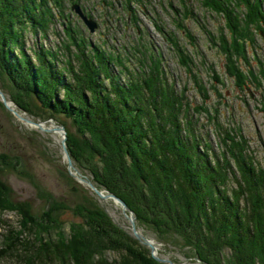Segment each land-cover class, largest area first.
<instances>
[{
	"label": "trees",
	"instance_id": "16d2710c",
	"mask_svg": "<svg viewBox=\"0 0 264 264\" xmlns=\"http://www.w3.org/2000/svg\"><path fill=\"white\" fill-rule=\"evenodd\" d=\"M52 1L60 3L0 0V87L9 94L22 91V99L11 94L22 110L44 118L65 116L76 166L99 189L123 198L139 226L148 227L160 242L191 250L203 264H264V168L244 135L223 126L219 109L209 106L203 81L187 68L191 79L179 80V89L160 58L149 60L148 71L133 69L99 45L87 48L69 23L66 35L75 52L70 42L66 53L44 45L38 36L47 37L57 18ZM211 1L230 32L219 37L226 73L238 87L249 79L260 85L264 63L259 61L260 74L252 65L247 70L240 65L251 63L248 51L256 31L264 32L260 0L243 3L244 18L236 2ZM27 33L36 36L31 44ZM213 76L224 83L216 70ZM188 83L203 96L201 103L190 99ZM212 88L221 96L216 85ZM22 95L35 96L41 105L36 100L25 105ZM205 119L216 133V148L211 132L204 134L199 125ZM4 201L12 203L6 195ZM13 203L22 210L19 201ZM92 203H75L72 209L54 202L50 215L24 209L20 228L2 217L7 207L1 205L0 227L6 232L0 256L15 257L20 264H163L111 221L97 224L98 241L88 233L79 237L84 227L79 222L93 219L94 210L104 211ZM67 210L72 221L57 214ZM66 221L70 235L64 232ZM42 222L50 225L43 228Z\"/></svg>",
	"mask_w": 264,
	"mask_h": 264
},
{
	"label": "rangeland",
	"instance_id": "374dc122",
	"mask_svg": "<svg viewBox=\"0 0 264 264\" xmlns=\"http://www.w3.org/2000/svg\"><path fill=\"white\" fill-rule=\"evenodd\" d=\"M231 1L238 4L239 9L236 8V11L242 12L244 18L242 8L245 10L243 3L246 5V0ZM52 2L51 7L57 18L54 19L47 37L43 39V34L38 36L44 45L48 46L50 43L54 48L59 46L61 52L66 53L63 49L65 44L70 42L71 49L74 50V43L71 44L72 40L66 35L65 25L69 23L77 32V36L86 41L87 48L91 50L93 46L99 45L113 52L118 60L129 64L133 69L148 71L149 60L160 58L169 77L177 80L179 89L183 84L178 83L179 80L188 82L191 79V72L187 69L191 68L192 73H196L209 89V106L219 109V119L223 126L244 135L256 161L264 168V81L261 79L259 85L249 79L246 85L238 87L232 76L226 73L227 60L219 37L225 33L228 36L230 32L225 26L227 23L225 17L211 7V0H60V3L55 2L56 4ZM260 3L264 11V0H260ZM77 5L81 12L76 10ZM86 20L87 23L95 22L94 31H91ZM31 34L27 33L26 39L29 44L33 43L36 37ZM256 34L255 45L250 46L248 51L251 63L246 64L242 61L240 65L245 70L250 69L252 65L254 71L260 74L259 61L264 63V32L256 31ZM213 70L219 73L224 83L221 84L213 76ZM188 84L190 89L187 94L189 97L193 96L190 99L194 104L196 101L201 103L203 96L191 83ZM213 84L221 92V96L212 88ZM1 89L9 104L20 114L18 117L8 108L0 95V206L5 205V195L12 201L5 205L7 208L3 212L0 209L6 221L20 228L25 219L22 214L24 209L31 210V215L34 216L42 212L50 215L54 209L52 208L54 202L61 204L62 207L69 206L75 209V203L81 205L91 200L95 208L97 204V207L100 206L99 209L104 210V215H101L103 212L94 210L93 219L89 217L85 222H79L78 225L82 223L84 226L79 229V237H86L88 233L98 241L97 226L102 222L103 227L105 220L111 221L116 223L115 226L120 232L131 234L143 246L148 247L152 255L151 247L138 238L133 230L129 217L134 216L137 232L157 246L158 257L170 259L174 264H203L191 250L170 241V244L160 242L148 227L139 226L135 211L128 204L130 210L124 211L120 202L114 198H103L83 180H89L96 186L74 163L68 149V134L66 141L63 142V135L56 129L57 126L64 125L62 119H65V116L44 118L42 113L36 112L40 116L31 114L16 104L12 93ZM21 92L16 89V94L13 92L12 95L22 99ZM23 97L22 102L25 105L32 104L33 100L41 105L33 95L31 98ZM45 111L48 112L46 109ZM21 116L30 118L33 122L47 124L45 128H39ZM206 121L207 119L202 120L199 124L204 127L202 130L204 134L212 128L208 124L210 121ZM210 132L209 137L216 148L219 146L216 133L213 129ZM99 190L104 194L112 193L107 189ZM14 201H19V204L23 205L22 210L16 207ZM29 204L31 209L28 208ZM88 204L92 211V205ZM57 214L62 215L67 221L74 219L72 211L69 210ZM67 221L64 232L70 235ZM45 223L42 222L43 228H48L50 223ZM5 232L6 229L0 227V249L3 247ZM155 259L159 263L170 264ZM0 264L20 263L15 257L0 256Z\"/></svg>",
	"mask_w": 264,
	"mask_h": 264
},
{
	"label": "water",
	"instance_id": "95a60500",
	"mask_svg": "<svg viewBox=\"0 0 264 264\" xmlns=\"http://www.w3.org/2000/svg\"><path fill=\"white\" fill-rule=\"evenodd\" d=\"M76 10L78 12H81L79 10V6L78 5L76 6ZM86 23H87V20H86ZM87 24L89 25V28L91 29V31H94V29H95V22L94 21H91V22H88ZM0 95L2 96L3 102L6 104V106L8 108H10L12 111H14L18 115V117H20L19 116L20 114L18 112H16L15 109H14V107L9 104V102L7 100V97H6L5 93L3 92V90L1 89V87H0ZM21 117H23V116H21ZM23 118L25 120H28L31 124H33L35 126H38L39 128H45V124H47L46 122H33L30 118H27V117H23ZM56 129L59 130L60 131V134L63 135V142H65L66 141V138H67V130H66V127L64 125H60V126H57ZM70 165H71V161H70ZM83 180H85L87 183H89L92 186V188L98 194H100V196H102L103 198H114V199H116L117 202H120L123 205L124 211L126 209L127 210L129 209L130 210V208L128 207L127 203L123 199H121L119 196H117L116 194H113V193L104 194L101 190L97 189V187L94 186L92 184V182H90L89 180H86V179H83ZM129 218H130V221H131L132 226L134 228L133 230H134L136 236L138 238H140L141 240H143L146 244H148L151 247V249H152V255L155 256V258H157L159 261H165V262H168L170 264H174V262L172 260L167 259V258L158 257L156 255V253H157L156 252L157 251V246H155L154 243H152V241L149 240V238H145L142 234H139L137 232V230H136V223H135V219L136 218L134 216H130Z\"/></svg>",
	"mask_w": 264,
	"mask_h": 264
},
{
	"label": "bare ground",
	"instance_id": "6f19581e",
	"mask_svg": "<svg viewBox=\"0 0 264 264\" xmlns=\"http://www.w3.org/2000/svg\"><path fill=\"white\" fill-rule=\"evenodd\" d=\"M66 25H68V23H67ZM66 25H65V26H66ZM133 210H134V209H133ZM213 260H214V259H213ZM258 260H259V259H258Z\"/></svg>",
	"mask_w": 264,
	"mask_h": 264
}]
</instances>
